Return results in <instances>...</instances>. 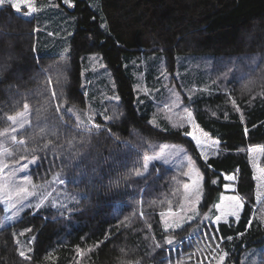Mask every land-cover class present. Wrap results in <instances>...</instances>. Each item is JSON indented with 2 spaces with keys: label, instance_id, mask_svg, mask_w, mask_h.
I'll return each instance as SVG.
<instances>
[{
  "label": "trees",
  "instance_id": "trees-1",
  "mask_svg": "<svg viewBox=\"0 0 264 264\" xmlns=\"http://www.w3.org/2000/svg\"><path fill=\"white\" fill-rule=\"evenodd\" d=\"M70 2L76 29L70 53L62 56L36 55L35 12L24 16L26 7L17 13L9 3L0 6V127L25 105L31 112L19 138L26 143L12 160L35 156L38 176L61 171L80 195L67 215L42 208L0 227V264H122L154 249L166 257V249L156 248L165 235L159 214L178 204L182 184L179 172L159 165L135 175L143 171L149 151L141 143L147 141L181 145L194 160L203 175L202 209L215 208L200 233L227 250L226 264H240L243 251L257 246L264 264V198L257 200L264 193V83L252 98L238 94L234 83L236 106L220 91L200 97L191 109L197 129L167 131L138 112L133 79L122 65L123 56L142 53L162 54L171 71L182 54H209L232 65L261 57L263 65L264 0H100L107 33L84 0ZM95 53L112 70L120 102L119 118L91 131L76 127L62 106H84L81 58ZM24 229L33 237L28 259L20 257L16 240Z\"/></svg>",
  "mask_w": 264,
  "mask_h": 264
},
{
  "label": "rangeland",
  "instance_id": "rangeland-1",
  "mask_svg": "<svg viewBox=\"0 0 264 264\" xmlns=\"http://www.w3.org/2000/svg\"><path fill=\"white\" fill-rule=\"evenodd\" d=\"M84 1L97 15L101 29L107 33L108 26L101 10L100 0ZM36 7L34 31L36 55L69 54L77 15L65 6L61 7L56 0H39ZM260 58H244L232 65L231 61L217 64L209 54H182L175 57L174 68L171 71L162 54L142 53L134 57L123 56L122 65L125 72L133 79L135 107L139 113L149 115L152 126L167 131L184 127L196 130L191 111L196 99L207 98L220 91L228 96L232 105H235L233 98L236 88L233 84H237V81H239L238 94H252L251 98L255 95L256 88L264 83V63L261 65L257 62ZM81 64V89L84 92L85 104L84 106L64 104L62 109L72 118L76 127L91 131L102 130L104 126L99 122L108 123L109 121L104 117L116 114V107L120 102L114 75L100 54L83 56ZM115 97H119V100ZM30 116L29 107L25 109L24 106L13 116L16 118L15 122L8 120L7 124L0 127V132L7 133L0 136V209L2 210L0 227L15 224L25 212L34 213L42 208L53 210L52 212L58 215H67L80 200V195L68 186L63 172L56 171L48 177L45 174L38 176L36 174L38 159L35 156H28L15 162L12 160L13 151L19 144L13 143L10 137L15 135L20 140V134L30 124ZM25 122H27L25 127L20 129L19 125ZM12 128H17L18 131L13 132ZM141 146L147 147L149 151L144 153L142 158L143 176L149 172L150 167L159 165L169 171L179 172L182 185L178 204L162 211L165 213L164 217L159 214L165 235L160 244L156 243L160 245L156 248L166 249L168 255L160 257L154 249L150 254L141 257L130 255L133 258L131 262L139 260L140 264H219V255L223 252L227 253L224 259L226 264L227 250L222 246L216 249V245H220V242L209 235L201 234L205 222L215 216V208L211 206L207 210L202 209L203 175L187 150L178 144L153 141L142 142ZM5 148L8 149V153H4ZM146 156L149 157L147 161H145ZM145 163H147L146 169ZM4 165L7 167L5 168ZM25 165L27 168L24 167ZM25 177L31 179L35 187L26 185ZM197 184L199 188L196 187ZM185 185H188L187 190ZM19 187H28V193H21L18 196ZM7 217L12 219L8 220ZM28 232L27 229L19 231L16 240L19 251L25 252L26 256L30 257L33 237ZM167 239H172L173 243L171 245L166 243ZM202 240L212 241L210 244L209 241H204L202 245ZM183 246L187 248L183 249ZM260 251V246L243 251L240 264H256ZM129 262L125 261L122 264Z\"/></svg>",
  "mask_w": 264,
  "mask_h": 264
},
{
  "label": "snow or ice",
  "instance_id": "snow-or-ice-1",
  "mask_svg": "<svg viewBox=\"0 0 264 264\" xmlns=\"http://www.w3.org/2000/svg\"><path fill=\"white\" fill-rule=\"evenodd\" d=\"M5 3H9L11 8L14 9L15 12H17V13H21L22 6L26 7L28 9V11L23 13L24 16H28L31 13L37 11V7L35 5V0H0V6H3ZM65 3H68L69 6H72L71 3H70V0H65ZM53 97H55V93H53ZM115 99L119 100V97H115ZM27 108H28V105H25V109H27ZM57 110L59 111V109H57ZM18 115H23V114H18ZM118 118H119V116L117 114H115V113L113 114V116H107L106 115L104 117V119L106 121H111V120L118 119ZM8 120H11V121L15 122L16 118L13 117V116H9ZM91 122H92L91 119H89V123H91ZM26 123L27 122L21 123L19 125L20 129H23L25 127ZM96 127H99V125H96ZM12 131L16 132V131H18V129L17 128H12ZM6 134H7L6 132H0V136L6 135ZM188 135H191V133H189ZM10 139H11V141L13 143H16V144H19V145H24L26 143V141L23 140V139L18 140L15 135L11 136ZM193 139L197 140L198 144L200 143V141H199V139L197 137L193 136ZM3 151H4V153H8V149L7 148H5ZM148 159H149V157L146 156L145 157V161H147ZM4 167L6 168L7 165H4ZM24 167L27 168V165H25ZM144 167H145V169L147 168V163H145ZM135 175L136 176H143L144 173L141 172V171H136ZM185 175H187V173ZM262 175H264V170H262ZM200 179H202V177H200ZM227 179L232 180V179H234V177H227ZM24 180H25V184L26 185L35 187V185H33L32 181H31V179H29L28 177H25ZM213 183H216V181H213ZM196 187L199 188V185L197 184ZM187 188H188V185H185V189L186 190H187ZM28 191H29L28 187H19L17 189V195L19 196L21 193L27 194ZM261 198H264V193H261V195L257 197V200L259 201ZM231 199L233 201H235V206L237 208H240V207L243 206L239 197H232ZM5 211H8V209H5ZM232 214L236 215L237 219H239V216H238L237 213H232ZM160 215L162 217H164L165 213L162 212V213H160ZM6 219L11 220L12 217H7ZM189 219H191V217H189ZM219 220H220V217H217L216 223H219ZM165 230L167 231V227H166ZM213 239H214V237H213ZM229 239H231V237H229ZM166 243L171 245L173 243V240L172 239H167ZM159 246L160 245H156V247H159ZM219 248H220V245L217 244L216 245V249H219ZM213 250H215V249H213ZM121 251L123 252L124 250L121 249ZM19 255H20V257L25 258V259L29 258V257L26 256L25 252H23V251H20ZM226 255H227V253H223V252L220 253V255H219V264H224V259H225ZM129 264H140V261L139 260H137L135 262H131L130 261Z\"/></svg>",
  "mask_w": 264,
  "mask_h": 264
},
{
  "label": "water",
  "instance_id": "water-1",
  "mask_svg": "<svg viewBox=\"0 0 264 264\" xmlns=\"http://www.w3.org/2000/svg\"><path fill=\"white\" fill-rule=\"evenodd\" d=\"M63 5H64L69 11H71V12L74 11V6H73V5H72V6H69L68 3H65V0H63Z\"/></svg>",
  "mask_w": 264,
  "mask_h": 264
},
{
  "label": "crops",
  "instance_id": "crops-1",
  "mask_svg": "<svg viewBox=\"0 0 264 264\" xmlns=\"http://www.w3.org/2000/svg\"><path fill=\"white\" fill-rule=\"evenodd\" d=\"M256 264H258V262Z\"/></svg>",
  "mask_w": 264,
  "mask_h": 264
}]
</instances>
